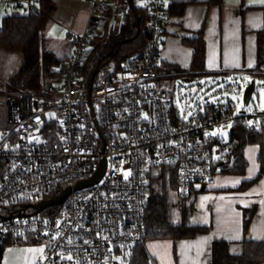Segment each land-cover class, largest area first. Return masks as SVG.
Returning <instances> with one entry per match:
<instances>
[{
	"label": "built area",
	"instance_id": "obj_1",
	"mask_svg": "<svg viewBox=\"0 0 264 264\" xmlns=\"http://www.w3.org/2000/svg\"><path fill=\"white\" fill-rule=\"evenodd\" d=\"M88 1L83 31L66 34L72 49L62 72L38 89L0 93V243L10 235L41 239L34 264H128L147 236L149 170L173 168L179 197L186 199L218 174L217 163L230 148L220 128L264 121V107L238 109L233 100L203 106L187 121L173 119V101L160 85L173 75L159 67L168 18L163 0H141L149 26L143 54L122 70L105 64L86 76L91 41L118 36L132 7V0ZM40 4L0 0L1 8L23 16L43 14ZM46 19L54 20L51 14ZM104 161L101 180L77 190ZM67 189L59 205L5 219Z\"/></svg>",
	"mask_w": 264,
	"mask_h": 264
},
{
	"label": "crops",
	"instance_id": "obj_2",
	"mask_svg": "<svg viewBox=\"0 0 264 264\" xmlns=\"http://www.w3.org/2000/svg\"><path fill=\"white\" fill-rule=\"evenodd\" d=\"M53 2L51 17L54 20L46 21L47 26L57 24L65 27L67 32H82L90 2ZM131 2L136 7H144L141 0ZM163 6L168 18L163 26L159 67L173 73L166 81L180 76L175 70L181 74L189 72L194 49L188 41L200 34L206 44V73L227 74L230 75L228 78L256 76L258 33L264 27V0H221L220 3L163 0ZM9 14L0 7V27L2 19ZM71 49L72 46L68 55ZM22 61L20 52L0 48V78L9 81L19 71ZM262 135L263 148L252 144L243 151L247 161L245 174H217L212 182L196 185L190 224L209 228V231L177 241H148L146 250L154 260L153 264H211L215 240L227 243L231 255H242L246 242L264 241V129ZM244 184L246 186L242 188ZM253 209H256L255 214L245 232V211ZM40 251L34 243L11 245L6 248L1 264H34Z\"/></svg>",
	"mask_w": 264,
	"mask_h": 264
},
{
	"label": "trees",
	"instance_id": "obj_3",
	"mask_svg": "<svg viewBox=\"0 0 264 264\" xmlns=\"http://www.w3.org/2000/svg\"><path fill=\"white\" fill-rule=\"evenodd\" d=\"M121 1V0H120ZM123 1V0H122ZM220 3L221 0H212ZM43 14L41 15H14L9 14L1 21L0 48L8 51L20 52L23 63L19 71L6 83H2L4 92L15 89H38L47 77L59 75L70 58L66 53L61 57L45 51L43 46V33L47 27V15L54 9L53 0H41ZM124 21L118 36L101 37L93 39L90 43L84 73L90 76L95 67L112 64L116 70H122L128 66L130 59L143 54L148 48L149 26L147 11L143 7H132L124 15ZM194 49L191 68L188 73L181 74L179 70L174 72L189 79L203 77L220 78L223 81L230 75L205 72L206 44L200 34L197 38L188 41ZM161 68V66H160ZM264 69V27L258 33V65L256 76L264 78L260 70ZM166 80H161L163 85ZM237 83H230L223 87L224 90L238 89ZM231 100V99H228ZM214 104H206L210 108ZM255 107H258L256 104ZM246 108V107H245ZM200 110L197 111L199 113ZM172 117L178 121L179 117L172 106ZM254 127V130H251ZM264 121L236 120L230 124L227 140L230 143L222 158L217 163L218 174L243 175L247 169V161L244 150L248 145L257 144L263 148ZM213 146L216 141L211 143ZM246 184L242 186L244 188ZM194 191L186 199H181L178 194L177 173L170 167L152 168L148 172V207L146 212V233L144 244H136L128 264H153L147 253L146 243L151 240L171 239L174 241L189 239L201 233H207L209 228L194 226L190 221ZM49 194L46 198H52ZM30 201V200H29ZM16 209L15 206L11 208ZM256 209L245 211L244 230H248L250 221L253 219ZM42 240L30 234L17 236L10 235L7 240L0 243V264L8 246L32 245ZM211 264H264V241L246 242L242 255H231L227 243L216 241L212 246Z\"/></svg>",
	"mask_w": 264,
	"mask_h": 264
},
{
	"label": "rangeland",
	"instance_id": "obj_4",
	"mask_svg": "<svg viewBox=\"0 0 264 264\" xmlns=\"http://www.w3.org/2000/svg\"><path fill=\"white\" fill-rule=\"evenodd\" d=\"M42 33L44 43L42 47L46 52L58 57L68 53L72 44L67 40L65 27L57 24L54 27L49 25ZM259 72L264 74V69ZM5 81L0 78V93L4 92L2 83H6ZM230 83H237L239 88L224 90L223 87ZM163 91L172 99L174 109L183 121L189 120L206 104H217L228 99L233 100L238 109L244 106L248 109L253 108L255 104L259 108L264 107V78L260 76L244 75L226 78L224 81L223 77H203L191 81L179 77L169 78L163 86ZM229 128L230 125L220 128L223 137H227ZM173 171L175 172L174 169Z\"/></svg>",
	"mask_w": 264,
	"mask_h": 264
},
{
	"label": "water",
	"instance_id": "obj_5",
	"mask_svg": "<svg viewBox=\"0 0 264 264\" xmlns=\"http://www.w3.org/2000/svg\"><path fill=\"white\" fill-rule=\"evenodd\" d=\"M191 80L192 79H189V81H191ZM105 168H106V164H105V161H104L103 164H102L101 169L99 170V172L93 178H91L89 180H86V181L79 182L77 185H75L76 189L79 190V189H84V188H87V187L89 188V187L97 184L101 180V178H102V176H103V174L105 172L104 171ZM69 193H70V189H67L63 194L60 195V197L58 196L56 198H52V199H49V200H46V201L45 200L41 201V202H39L37 204L27 205V206L24 207L22 212H20V213H18L16 215L12 214V215H10L9 217H7L5 219L9 220V219H12V218H15V217H18V216L19 217H25V216L29 217V216H32V215L33 216L37 215V214H39L40 212L44 211L45 209H47L49 207H52V206H55V205H59L62 202H64L66 200L67 196L69 195ZM29 209H34V212L28 214L27 211Z\"/></svg>",
	"mask_w": 264,
	"mask_h": 264
},
{
	"label": "flooded vegetation",
	"instance_id": "obj_6",
	"mask_svg": "<svg viewBox=\"0 0 264 264\" xmlns=\"http://www.w3.org/2000/svg\"><path fill=\"white\" fill-rule=\"evenodd\" d=\"M32 205V204H31Z\"/></svg>",
	"mask_w": 264,
	"mask_h": 264
},
{
	"label": "snow or ice",
	"instance_id": "obj_7",
	"mask_svg": "<svg viewBox=\"0 0 264 264\" xmlns=\"http://www.w3.org/2000/svg\"><path fill=\"white\" fill-rule=\"evenodd\" d=\"M70 258V257H69Z\"/></svg>",
	"mask_w": 264,
	"mask_h": 264
}]
</instances>
